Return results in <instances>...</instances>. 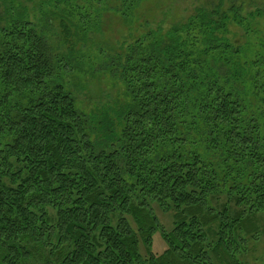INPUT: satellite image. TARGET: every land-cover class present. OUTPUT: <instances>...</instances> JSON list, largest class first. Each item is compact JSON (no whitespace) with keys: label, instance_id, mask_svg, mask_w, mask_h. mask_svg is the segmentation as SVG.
Listing matches in <instances>:
<instances>
[{"label":"trees","instance_id":"obj_1","mask_svg":"<svg viewBox=\"0 0 264 264\" xmlns=\"http://www.w3.org/2000/svg\"><path fill=\"white\" fill-rule=\"evenodd\" d=\"M118 1L128 20L140 0ZM227 1L119 51L101 46L94 72L116 79L121 98L91 111L64 76L77 69L75 45L98 30L96 13L42 0L58 11L37 25L17 5L4 9L0 264L264 262V29L259 38L251 28L264 0L248 12ZM232 24L256 36L231 42Z\"/></svg>","mask_w":264,"mask_h":264},{"label":"rangeland","instance_id":"obj_2","mask_svg":"<svg viewBox=\"0 0 264 264\" xmlns=\"http://www.w3.org/2000/svg\"><path fill=\"white\" fill-rule=\"evenodd\" d=\"M41 1L0 0V14L3 13L4 9L6 11L8 7H11L10 5H14L15 8L19 6L25 10L26 15L34 24L40 25L44 23L45 19L42 12L58 11V8L52 5L43 4L41 6ZM223 1L225 4L228 3L227 0ZM235 1L247 12L259 7L258 0ZM75 3L83 6L87 12L96 13L99 19L98 30L94 28L90 31L91 42L87 41L86 44L77 43L75 45L74 54L71 57L72 65L76 66L77 69L65 75L64 79L68 81L76 97L77 107L84 111H91L103 105H114L116 101V103L119 102L117 99L121 98L122 86L116 79L109 77V73L94 72V69L97 70L101 66L98 61L99 57L103 55L99 53L100 48L103 47L102 52L106 49L110 51L111 47H115L117 48L116 51H119L122 45H116L125 41V44L123 43V46H125L150 28L157 29L159 27L165 32L171 26L183 23L197 6L211 4V0H140L137 6L133 8L128 20L123 19L115 11L120 5L118 0H77L76 2L68 0L67 3L61 2L58 5L61 8L71 9ZM57 19L53 15H48L47 34L55 43L59 40L61 33ZM3 21H0V23L3 24ZM252 26L254 30H259L256 35L262 38V34L259 33L264 29V16L258 15L253 20L251 19V28ZM71 30L73 31V28ZM226 36L231 42H244L247 38H249L248 42H251L254 38L251 33H246L245 29L233 24ZM63 50L66 51L65 46H63ZM241 51L247 53L252 51V48H243ZM90 70L94 73H91ZM154 207L159 220L166 228H169L171 226L169 212L163 213L157 206ZM153 240V251L156 253L161 252L164 248V241L158 233L154 234ZM259 247L262 248L261 245ZM256 264L261 263L256 262Z\"/></svg>","mask_w":264,"mask_h":264}]
</instances>
